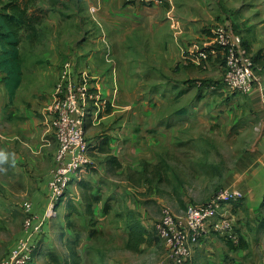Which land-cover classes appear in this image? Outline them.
I'll list each match as a JSON object with an SVG mask.
<instances>
[{
	"label": "crops",
	"instance_id": "crops-1",
	"mask_svg": "<svg viewBox=\"0 0 264 264\" xmlns=\"http://www.w3.org/2000/svg\"><path fill=\"white\" fill-rule=\"evenodd\" d=\"M249 1V9H244ZM25 2L31 12L35 0ZM47 2L49 10L61 8L57 0ZM71 4L75 12L57 13L62 22L50 30L55 40L44 43L35 64L25 67L21 57L22 83L11 98L0 73V153L6 156L0 158V207L15 204L41 218L51 206L48 184L57 142L49 107L59 70L67 62L75 73L88 71L93 86L110 101L96 120H87L86 126L94 131L88 134L85 126L91 152L103 140L110 150L109 155L93 151L101 165L87 167L98 170L105 188L114 194L103 204L107 213L101 203L91 208L108 250H128L130 224L139 223L147 236L162 207L181 216L185 212L181 210L206 202L221 188L244 196L225 208L235 215L236 230H245L248 221L258 228V218L264 216V71L252 94L228 93L218 68L221 55L202 61L196 54L216 27L239 36L251 56L264 54V0H71ZM90 7L105 30L111 62ZM93 133L103 136L93 140ZM227 153L235 163L224 173ZM178 155L188 161L176 165ZM107 156L116 158L121 168L111 169ZM116 192L124 194L125 202L115 201ZM217 236L221 238L207 229L193 248L192 260L201 264L213 261L214 251L218 258L232 252L222 244L217 250L221 241ZM90 241L88 235L86 245ZM80 248L82 261L88 251ZM146 248L155 247L144 244L136 253Z\"/></svg>",
	"mask_w": 264,
	"mask_h": 264
},
{
	"label": "built area",
	"instance_id": "built-area-1",
	"mask_svg": "<svg viewBox=\"0 0 264 264\" xmlns=\"http://www.w3.org/2000/svg\"><path fill=\"white\" fill-rule=\"evenodd\" d=\"M95 12V8H89L92 22L102 30ZM210 36L203 42L196 57L202 61H209L218 54L221 55L218 68L222 72L223 89L228 93L252 94L255 86L261 82L260 74L264 68L253 62L252 56L244 49L242 39L226 28L216 27ZM101 37L104 39L105 57L111 62L109 46L104 36ZM109 103L100 89L93 86L88 71L75 73L71 64L67 62L62 64L49 107L57 142L48 184L51 201L63 196L74 182L73 179L91 164L85 124L87 120H96L107 109ZM243 198L240 191L221 188L206 202L189 206L181 216H175L169 208L164 207L154 230L167 251L169 262L190 264L193 248L205 237L207 229L236 246L239 240L235 233L236 221L225 208ZM44 221L43 217L39 227ZM25 233L3 264L30 262L32 252L30 253L29 249L32 237L31 234Z\"/></svg>",
	"mask_w": 264,
	"mask_h": 264
},
{
	"label": "rangeland",
	"instance_id": "rangeland-1",
	"mask_svg": "<svg viewBox=\"0 0 264 264\" xmlns=\"http://www.w3.org/2000/svg\"><path fill=\"white\" fill-rule=\"evenodd\" d=\"M57 2L61 8H57L56 10L55 8L53 10L45 8V6L48 5L47 0H35L34 8H31V13L37 18V21L35 22L33 29L21 33L19 46L25 67L30 68L35 64L37 58L42 54L41 52L45 48L43 47L45 46V42L55 40L53 33H51L50 30L55 26H59V23L62 22V19H60L62 17L58 16L57 13L66 12L67 10L75 12L76 10L75 7H70L72 6L71 0H57ZM249 7L250 1L244 9H249ZM68 24H70L69 20ZM95 27L99 34L104 36L105 41L108 44L103 26L102 30L96 25ZM219 70L221 71V69ZM86 127L89 131L88 134L94 131L93 126L90 127V125H87ZM101 136H103L101 133H93V135H91L93 140L100 139L102 138ZM89 156L90 162L92 163L91 166L99 165L100 167L101 161L96 160V158L99 159L101 157H96V155H91L90 153ZM186 160L188 161V159L183 160V158L178 155V157H175L174 162L178 165ZM225 160L226 161H222L225 165L223 168L224 173L228 172V170H230L229 166H232L235 163L233 159H231V155L228 153L226 154ZM226 165L229 166L226 167ZM176 171L180 170L176 169ZM90 172L93 174H90ZM87 176H90V181L92 182V192L100 197V203L103 206L107 198L114 196V194L111 193L108 187L105 188V179H103L98 170L86 168L73 179L74 182L71 184L73 187L70 185L63 196L55 201L50 200L51 206L46 215L43 216L45 221L41 227H39V222L42 221L43 217H37L36 214H33L32 212L30 213V211L24 212L23 208L15 204L5 208L0 207V264H3V262L7 260L11 251L15 248L17 241L26 234L25 232L31 234L32 237L29 249V252H32L31 261L27 264H51L48 259L49 254L58 255L59 264H62L64 261L66 262L69 258V245L66 243V238L63 239V241H61V239L63 236L68 237V239H73L74 234H77L81 238L78 242L79 245L82 246L80 252L84 250L88 251L85 259L81 261L83 264H172L167 258V251L155 233L154 227L151 233L153 238L152 241H154V249L146 248L140 253L128 250L124 252L119 248L111 250L107 249V241L102 237V233L95 228L94 216H91L81 207L80 196L82 190L77 186L75 187L76 182L87 181ZM98 183H102L100 188H98ZM116 193L119 195L118 197H114L115 201H118V203L125 202V199L123 198L124 194ZM132 197L135 199L134 196ZM175 203L177 204V202ZM68 204L74 206L77 211L68 215L69 217L67 219L66 214L70 210ZM163 208L164 207H162V209ZM159 213L161 212L159 211ZM122 214H126L125 211ZM231 215L236 221L235 215L232 213ZM154 220H156L154 221V224H156L157 219ZM68 223H71L74 232L67 227ZM115 226H119V224L116 223ZM256 228L252 226L251 221H248L245 230L242 229L241 232L239 229L235 230L237 237L242 239L247 245V249L232 252L227 251L226 253L223 252L219 258L218 256L216 257L217 254L216 251H214L215 259L208 262L205 258V263L201 264H264V233L259 232ZM88 235L91 237V241L86 245V238ZM216 239L218 241L221 240L219 246H216L218 247L217 250L220 252V244H222V248L227 247V239L218 236ZM83 244L88 247H83ZM93 246L98 247L94 250ZM96 251L101 252L103 256L100 258L99 255L96 254ZM96 257H98L97 261ZM190 264L198 263L191 260Z\"/></svg>",
	"mask_w": 264,
	"mask_h": 264
},
{
	"label": "trees",
	"instance_id": "trees-1",
	"mask_svg": "<svg viewBox=\"0 0 264 264\" xmlns=\"http://www.w3.org/2000/svg\"><path fill=\"white\" fill-rule=\"evenodd\" d=\"M29 2L25 0H0V73H3L2 83L8 92L9 97H13L16 90L20 87L22 83V60L20 54V38L21 33L26 30L33 29L37 18L33 13L29 12L28 7ZM243 44V43H242ZM253 62L264 68V54L261 51L256 52L253 56ZM87 124V121H86ZM85 124V126H86ZM92 152L109 155L110 150L107 146L105 140L99 142L95 147H93ZM89 151V153H92ZM92 155V154H91ZM106 163L111 164V169L118 170L121 168L120 162L111 156L106 157ZM76 186L82 190L80 196L81 203L85 207V211L91 216L92 206L101 202L98 195L93 194L92 183L90 181H79ZM70 210L66 214L68 215L76 212V208L71 204H68ZM264 207V201L262 203ZM102 211L107 213L108 206L104 205ZM258 230L264 231V216L259 218ZM67 227L73 231L71 223H68ZM128 229V242L127 249L132 252H138V248L141 245H151L154 244L152 234L146 235V231L141 228V225L134 222L126 227ZM74 232V231H73ZM80 237L74 234V238H69L66 240L69 245V258L62 264H79L81 257L78 254ZM226 246L230 251L245 250L247 245L242 239L238 240V244L235 246L231 242L227 241ZM58 255L49 254V262L51 264H59ZM31 261V260H30ZM30 264V263H29Z\"/></svg>",
	"mask_w": 264,
	"mask_h": 264
},
{
	"label": "clouds",
	"instance_id": "clouds-1",
	"mask_svg": "<svg viewBox=\"0 0 264 264\" xmlns=\"http://www.w3.org/2000/svg\"><path fill=\"white\" fill-rule=\"evenodd\" d=\"M0 158H5L6 159V156H4V154L0 153Z\"/></svg>",
	"mask_w": 264,
	"mask_h": 264
}]
</instances>
